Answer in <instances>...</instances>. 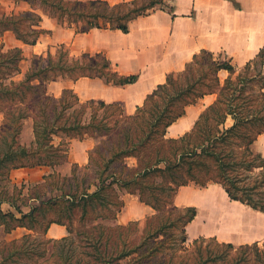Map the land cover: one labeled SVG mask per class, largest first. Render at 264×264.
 Listing matches in <instances>:
<instances>
[{"label": "trees", "instance_id": "1", "mask_svg": "<svg viewBox=\"0 0 264 264\" xmlns=\"http://www.w3.org/2000/svg\"><path fill=\"white\" fill-rule=\"evenodd\" d=\"M8 1L15 4L25 2L32 11L10 14L0 11V33L13 32L19 40L32 45L44 33L40 29L42 16L36 10L80 33L93 28L119 29L128 33L130 24L136 19L166 8L165 0H132L114 6L92 0ZM3 55L0 48V56ZM5 55L6 60L15 65L12 69L20 73L17 64L23 60L21 49L15 48ZM68 57L70 54L63 47L56 56L50 55L45 65L41 62L38 67L33 66L23 80L12 79L8 84L4 81L9 79L7 77L11 73L6 75L0 69V106L7 107L6 111L1 110L4 111L5 121L0 134L14 133L5 138L6 146L0 152V168L7 166L12 170L47 166L55 170L64 164L67 155L63 144L55 145V136L65 134L69 139L79 140L101 137L100 145L89 153L90 163L86 167L98 169L96 182L79 189L68 177L62 178L55 171L45 178V194L30 198L40 204L33 206L29 214H23L13 200L1 199L0 205L10 203L23 217L18 219L12 213L5 214L0 207V226L7 225L9 233L15 229L9 226V222L14 221L20 227L35 230L34 226H28L24 221H38L39 214L60 207L58 211L55 210V218L48 222L43 232L45 235L52 224L66 226L71 236L55 241L54 244L58 246L74 239L76 211H81L80 221L85 222L91 208L101 206L111 213L112 205L116 208L112 216L99 213L94 219H116L124 202H114L111 196L116 190H125L137 195L157 214L146 220L138 243L131 239L132 232L138 230L137 224L117 226L121 237L115 252L108 251L107 241L102 248L106 233L104 228L98 237L95 229L86 230L84 234L94 246L93 252H86L91 257L87 264H264L260 244L236 248L214 238L195 241L194 262H188L182 254L177 256L179 251L187 252L186 228L196 218L197 210L179 209L174 204L181 187L195 185L206 188L211 184H220L231 200L264 214V190H259L260 186L256 184L242 188L239 186L242 181L232 169L239 167L254 173L263 179L264 184V159L252 150L254 142L264 134V49L240 70L225 55L215 56L202 51L194 56L183 72L170 74L166 83L148 96L136 114L126 118L121 107L94 101L82 103L73 90H65L60 98L48 95L47 84L59 79L77 81L84 77L100 78L116 86L133 84L138 80L135 75H119L101 54L82 55L71 60ZM221 71L230 74L223 83L219 77ZM37 80L40 84L34 83ZM214 94L218 96L216 102L204 111L191 133L178 139L166 138L168 128L186 114L187 107ZM96 106L104 109V115L100 110L95 111ZM89 107L93 109L89 122L83 121ZM109 109L119 110L121 118L116 119L113 113L111 117L108 116ZM30 113L33 115L34 141L30 146L20 145L18 136L21 135L23 122L31 117ZM229 117L234 120V125L226 129ZM125 120L129 121V126L120 129ZM115 129L120 130L113 134ZM235 146H239L243 153L248 152L250 159L240 162L232 160L233 154H236L232 147ZM129 158L136 159L137 164L128 169L125 162ZM75 169L77 166L72 172L74 178ZM93 187L95 191L91 192ZM257 187L255 193L259 197H252L250 193ZM55 192L58 195L54 196ZM46 195H51L50 199L45 200ZM133 225L136 226L134 230ZM173 231H178L179 235L172 234ZM33 238L32 235L25 236L19 249L23 251L25 244ZM172 241L179 246L172 244ZM12 245L18 246L15 241ZM253 250L256 252L253 253L254 257L248 259L245 253ZM67 262L72 261L68 258ZM78 264H82L81 261Z\"/></svg>", "mask_w": 264, "mask_h": 264}, {"label": "crops", "instance_id": "2", "mask_svg": "<svg viewBox=\"0 0 264 264\" xmlns=\"http://www.w3.org/2000/svg\"><path fill=\"white\" fill-rule=\"evenodd\" d=\"M92 1H104L114 6L132 0ZM165 1L169 4L168 8L158 9L148 16L136 19L130 24L128 33L119 29L98 28L80 33L73 27L59 25L54 19L41 14L40 29L44 33L36 44L29 46L18 39L16 46L22 50V54L24 51V62L25 57L56 56L64 47L72 58L101 54L119 75L137 76V82L125 86L108 84L100 78L90 77L77 81L59 79L47 86L48 95L54 98H60L65 90H73L82 103L94 101L119 106L126 116L134 115L145 104L148 96L166 83L170 74L183 72L194 56L202 51L211 52L215 56L223 54L240 70L264 49V0ZM17 5L12 1L0 0V11L6 14L18 13L14 9ZM28 7L31 8L30 5ZM32 68L33 65L19 74L25 78ZM229 76L227 71L219 73L222 83ZM34 83L40 84V81ZM217 98L216 94L208 95L196 105L187 107L186 114L168 128L166 138L178 139L191 133L201 115ZM233 125L234 120L229 117L225 128L229 129ZM93 148V138L72 139L67 161L59 167L65 164L66 168L73 165L87 166L90 162L89 153ZM252 150L264 159V134L257 138ZM59 167L55 170L47 166L14 169L9 177L12 183H35L37 185L34 187L44 186L45 178L55 171L58 173ZM128 196L129 199L126 198ZM128 196L125 197L126 206L118 215L120 224L126 225L156 213L151 206L142 203L139 197ZM174 204L180 209L197 210L196 218L186 228L187 242L214 238L220 243L235 247L264 243V214L231 200L220 184H211L206 188L195 185L181 187ZM3 207H7V210ZM1 209L5 214L12 213L18 219L32 210L30 206L28 210L21 208V214L7 202L1 205ZM250 221L256 223L251 224ZM256 225L260 228L256 229ZM11 232L8 235L21 233L20 237H24L32 231L17 228ZM69 235L68 228L60 224L50 225L45 233L49 240H61Z\"/></svg>", "mask_w": 264, "mask_h": 264}, {"label": "rangeland", "instance_id": "3", "mask_svg": "<svg viewBox=\"0 0 264 264\" xmlns=\"http://www.w3.org/2000/svg\"><path fill=\"white\" fill-rule=\"evenodd\" d=\"M72 1H77V0H72ZM165 7L166 8L169 7V4L167 1H166ZM14 9L18 12L21 10L32 11V9L30 8L31 9L30 10L28 5L25 2L18 3L17 8L14 7ZM36 12L39 14L47 15L46 13H44L41 10H36ZM47 16H49V15H47ZM50 18L54 19L52 17H50ZM54 20L57 21V19H54ZM17 42H18V37L13 32L9 31V32H5V33H0V48H2V53L4 54L3 56H0V69H2L6 75L11 73V75H9L7 77L9 79H5L6 81H4V83H7V84L12 79H14L16 81H19L18 79H24L22 74L20 75L17 71L15 72V70L12 69V66H15V65H11L10 62L6 60V55H5V54H8V52H10L11 50L18 48L16 46ZM29 46H32V44H29ZM65 49H67V48H65ZM23 54H24V51H23ZM23 54H22V58H24ZM73 58H76V57H73ZM68 59L71 60L72 57H68ZM47 60H48V57L44 58L43 56H37L36 55L32 58H26L25 57V62L22 60L17 65L20 68V72H25L28 68H30L31 65H33L34 67H38L41 62H43L42 64L45 65V62H47ZM2 75L4 76V74H2ZM1 82L2 81H0V84H1ZM49 84L50 83H48L47 86ZM95 108H96L95 111L100 110V113L103 114L104 111H102V110H104V109H101L97 106ZM3 109H5L4 111H6L7 107L6 106H0V117H1L0 118V129L4 126V121H5V115L2 113L4 111H1ZM92 111H93V109L91 107H89L86 110L87 113L84 115L83 121L89 122ZM107 112H108L107 113L108 116H110L111 113H113L115 115L116 119L121 118L120 111L117 109H109ZM72 113H73V111H71V114ZM30 115H31V117L23 122L24 125H23L21 133H20L21 135L18 136V143L20 145L30 146L32 144V142L34 141L33 115L31 113H30ZM124 116H125V118L127 117L125 114H124ZM123 122H124L123 128H120V129H125L126 126L128 127L130 124L129 121H127V120H125ZM110 126H109L110 128H113L112 125H110ZM120 129L113 130V134H115ZM12 134H14V133L10 132L9 134H7V133L6 134H0V152L2 150H4L3 148H5V146H6V144H4V143H6L5 138H7V137L9 138ZM86 138H88V137H86ZM71 140L72 139H69L65 134H59V135L54 137V143L56 144V146L63 144V148H64V150H67V153L70 151ZM102 140H103V138H101V137L93 139V142H94L93 150L98 145H100ZM237 143L240 144L241 141H240V143L239 142H237ZM232 148L236 153V154H233L232 160H234L236 162H240L241 160H244V159H246V160L250 159L249 153L248 152L243 153L242 149L239 146H235ZM66 161H67V159H65L64 163H66ZM136 164H137V161H136V159H133V158H129L125 162V166L128 169L134 167ZM65 165L61 168L60 167L58 168L59 169L58 173L62 176V178L68 177L72 184L79 186V189L84 188V187L86 188L90 184L96 182V172L98 171V169H96L95 167L93 169H87L86 167H88V165H89L88 164L87 166L73 165L71 167L67 166V168H66ZM76 166H77V169H75L76 177L74 178V176L72 175V172H73L74 167H76ZM232 169H233V171H235L236 176L239 177V180L242 181V182H239V186H241L242 188H247L249 186L253 187V185L256 184V185L260 186L259 190H264V184L262 183L263 179L261 177L256 176L254 173L253 174L248 173L244 169H240L239 167H234ZM12 170H14V169H12ZM12 170H10V167H7V166L0 168V201H1V199L13 200L15 203H17V205H19L20 208H23L24 210H28L29 206L31 208L33 206L34 207L39 206L40 203H37L36 201L31 200L30 198L37 196V194L38 195L45 194V190H44L43 186L40 185L38 187H34L35 185H37L35 183H25V185H23V183H20V184L12 183V181L10 180V177H9ZM61 184H62V182H61ZM28 187H31V189L28 190ZM257 189H258V187L253 191V193H250V195L252 197H259L258 196L259 194L255 193V191ZM93 191H95V187H93L91 189V192H93ZM55 195H58V193L55 192L54 196ZM128 195L137 196V195H132L125 190H120V191L116 190V193L113 192V194L111 196V200L114 202L122 200L124 202V207H125L126 206V198L127 199L130 198ZM50 196L51 195H46L47 200ZM126 196H128V197H126ZM1 205H0V207H1ZM124 207L121 209V212L124 209ZM6 208L7 207H3L4 210H7ZM59 209H60V207H58L57 209H53V210L47 209L46 210L47 212L44 211L43 213L39 214L38 221H33V222L30 220L24 221V224H26L28 226H34L35 230H31L32 232L27 233L28 235H32L34 238L32 241L27 242L25 244V248L23 251L21 249H19V246H21V244L23 243L24 237L27 235H25L24 237H20L21 233H19V235L13 234V236H10V235H8V232L6 230L9 227L7 228V225H5V226L1 225L0 226V264H78V262H80V261L82 264H87L86 261L90 260L91 257L88 256V254L86 252H88V253L93 252L94 246L91 243V239L88 238V236H86L84 234V232H87L86 230H90L91 228L95 229L96 230V232H95L96 236L98 237L99 235L102 234V230L104 228L106 233L104 235V239H103L104 242H103L102 248L104 249L105 243L107 241L106 247H108V251L109 252H115V248H116L117 244L120 242L119 239L121 237L120 232H117V226H128L132 223L137 224L138 230H137V232H132L133 234H131V239L133 240V242L138 243L140 241V237L142 235V230L145 227L146 220L157 214V213H154L153 215H150V216L146 217L145 219H142L139 221H133V222H130L126 225H122L118 222V215L121 212L117 213L116 219H109V220H105V221H99V220L94 219V217L99 213L104 214V215H108V216L109 215L112 216V213L113 212L115 213V211H116V208L112 205L110 206L111 213L109 212L108 209L103 208L101 206L100 207L97 206L95 209L91 208L90 212H89V216L87 217L85 222L80 221L81 220V214H82L81 211H76L75 218H74V224L76 225V233L74 234V237H73L74 239L71 241H68L66 243H62L61 245L56 246L54 244V242L58 241V240H50L51 242H47V241H49V239H47L45 237L43 232H44L48 222L55 218V210L58 211ZM10 225H11V227H15L14 230H16L17 228H25V227L18 226L19 223L14 222V221L9 222V226ZM85 226H87V229H85ZM135 228H136V226L133 225V230ZM88 232H90V231H88ZM173 232L174 233H172V234H175L176 236L179 235L178 231H173ZM69 236H71V235H69ZM172 236H173L172 237L173 240H176L174 238V235H172ZM16 237H18V238L15 239ZM13 238L15 239L13 241L17 242V244H18V246H16V247H14V245H12L13 241H11V240ZM173 242L174 241H172L171 243L174 244ZM194 244H195V241L187 242L185 244V248L187 249V252L182 253L179 251V252H177V256H180L182 254V256H184V259H186L188 262H190V263L194 262V259H195ZM174 245L179 246L178 243H175ZM236 248H239V247H236ZM260 248H261L260 250L262 252H264L263 243L260 244ZM172 252L173 251H171L170 254H172ZM254 252H255V250L247 251L245 253V255H248V259H250V258L254 257V254H253ZM68 258H70L72 262L68 263L67 262Z\"/></svg>", "mask_w": 264, "mask_h": 264}, {"label": "bare ground", "instance_id": "4", "mask_svg": "<svg viewBox=\"0 0 264 264\" xmlns=\"http://www.w3.org/2000/svg\"><path fill=\"white\" fill-rule=\"evenodd\" d=\"M250 222H251V224H252V223H254V224L256 223L255 221H250ZM259 225H260V224H259ZM259 225H256V226H258L256 229H259V228H260L261 225H260V226H259ZM253 226H254V225H253Z\"/></svg>", "mask_w": 264, "mask_h": 264}]
</instances>
